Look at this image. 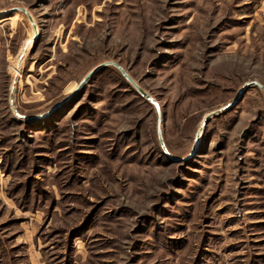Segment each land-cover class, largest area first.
<instances>
[{
	"label": "rangeland",
	"instance_id": "374dc122",
	"mask_svg": "<svg viewBox=\"0 0 264 264\" xmlns=\"http://www.w3.org/2000/svg\"><path fill=\"white\" fill-rule=\"evenodd\" d=\"M0 20V264H264V0Z\"/></svg>",
	"mask_w": 264,
	"mask_h": 264
},
{
	"label": "water",
	"instance_id": "95a60500",
	"mask_svg": "<svg viewBox=\"0 0 264 264\" xmlns=\"http://www.w3.org/2000/svg\"><path fill=\"white\" fill-rule=\"evenodd\" d=\"M9 11H10V12L20 11V12H22V13H23V14H24L29 20H31L30 15H29L28 12H27L26 10H24V9L13 8V9H10ZM109 64H111V65H113L114 67H116V68L120 71V73L123 75V77H124L125 79H127V81H129L130 83H132L131 80L129 79V77L126 75V73H125V72H124V71H123L118 65L113 64V63H102V64L98 65L97 67H95L92 71H90V72L84 77V79H83L82 82H84L87 78H89L91 75H93L96 71L100 70L101 68H104L105 66H107V65H109ZM132 84L134 85L135 89H136L141 95H143L144 98H146L147 100H149V101H151V102L153 103V105H154V107L156 108V111H157V113H158L159 110H158V106H157V104H156L153 100H151L148 96L144 95V94L142 93V91H141V90H140V89H139L134 83H132ZM251 85H255L256 87H259V85L256 84V83H249V84L244 85V86L242 87L241 91L239 92L238 97H237V98H236L231 104L227 105V108H228V107H231V106H234V105H236L237 103H239L240 100H241V98H242L243 93H245V92L247 91V89L249 88V86H251ZM158 137H159V139H160V133H159V131H158Z\"/></svg>",
	"mask_w": 264,
	"mask_h": 264
},
{
	"label": "bare ground",
	"instance_id": "6f19581e",
	"mask_svg": "<svg viewBox=\"0 0 264 264\" xmlns=\"http://www.w3.org/2000/svg\"><path fill=\"white\" fill-rule=\"evenodd\" d=\"M16 18H21V16H16V17H14V18H11V20H14V19H16ZM1 20L3 21V19H1ZM1 20H0V21H1ZM0 23H1V22H0ZM31 24H34V22L31 21ZM33 29H34V28H33ZM36 31H38L37 28L34 29V33H33V35H35V32H36ZM32 38L34 39V36H33V37H31V36L29 37V40H28V42H27V47L24 46L23 49H22V51L25 49L24 51L28 52V50H29V46H30V44H32V41H33ZM201 125H202V124H201ZM201 130H202V126H200V128H199V131H198L199 134H200Z\"/></svg>",
	"mask_w": 264,
	"mask_h": 264
}]
</instances>
